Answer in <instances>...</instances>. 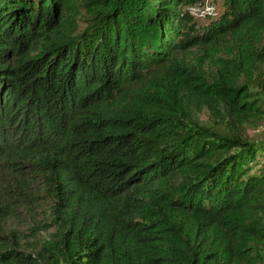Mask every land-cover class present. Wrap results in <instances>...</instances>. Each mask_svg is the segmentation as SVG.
<instances>
[{"label": "trees", "instance_id": "16d2710c", "mask_svg": "<svg viewBox=\"0 0 264 264\" xmlns=\"http://www.w3.org/2000/svg\"><path fill=\"white\" fill-rule=\"evenodd\" d=\"M201 1L0 0V174L41 175L57 238L0 264H257L264 0ZM219 47L211 75L180 58Z\"/></svg>", "mask_w": 264, "mask_h": 264}, {"label": "rangeland", "instance_id": "374dc122", "mask_svg": "<svg viewBox=\"0 0 264 264\" xmlns=\"http://www.w3.org/2000/svg\"><path fill=\"white\" fill-rule=\"evenodd\" d=\"M224 0H202L197 5L189 8L193 14V7L202 10L204 7L214 9L213 15H192L200 25H206L209 19L218 16L222 9ZM191 10V11H190ZM79 29L84 24L78 22ZM227 57V50L219 47L210 50L209 48L197 50L193 48L187 55L180 58L191 66H195L206 75L214 74L217 71L215 61ZM242 82L251 81L255 86H264V64L255 62V69L252 72V80L241 78ZM202 121L214 123L220 132L227 130V125L215 123L208 113L201 116ZM245 137L251 141H264V119H254L250 123L239 126ZM17 172L0 174V209L5 208L7 216L0 218V252L4 250H17L24 255L35 256L41 251L42 244L51 246L56 241V230L52 225L53 198L46 192L41 175L24 171L20 175ZM1 215V214H0ZM256 263L264 264V246L256 250ZM12 264V263H7Z\"/></svg>", "mask_w": 264, "mask_h": 264}, {"label": "built area", "instance_id": "2783aa9c", "mask_svg": "<svg viewBox=\"0 0 264 264\" xmlns=\"http://www.w3.org/2000/svg\"><path fill=\"white\" fill-rule=\"evenodd\" d=\"M193 8H194L193 9V14L196 15L197 17L200 16V15L201 16L205 15V14L213 15V13H214V9L212 7H211V9L208 8V7H205V8L203 7L202 10H199L197 7H193ZM191 14H192V12H191Z\"/></svg>", "mask_w": 264, "mask_h": 264}]
</instances>
